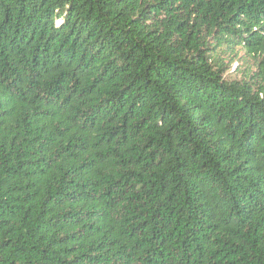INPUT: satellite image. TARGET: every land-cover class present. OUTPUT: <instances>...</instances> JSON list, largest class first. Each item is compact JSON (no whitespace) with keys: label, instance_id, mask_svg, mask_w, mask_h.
Returning <instances> with one entry per match:
<instances>
[{"label":"trees","instance_id":"trees-1","mask_svg":"<svg viewBox=\"0 0 264 264\" xmlns=\"http://www.w3.org/2000/svg\"><path fill=\"white\" fill-rule=\"evenodd\" d=\"M0 264H264V0H0Z\"/></svg>","mask_w":264,"mask_h":264},{"label":"rangeland","instance_id":"rangeland-1","mask_svg":"<svg viewBox=\"0 0 264 264\" xmlns=\"http://www.w3.org/2000/svg\"><path fill=\"white\" fill-rule=\"evenodd\" d=\"M238 57V59L228 64L230 66L226 74L229 79L240 78L241 70L247 65L245 60L248 59V57L244 54V52H239Z\"/></svg>","mask_w":264,"mask_h":264}]
</instances>
